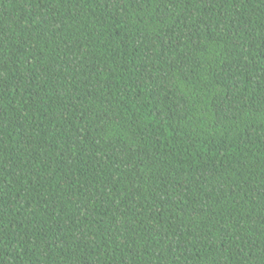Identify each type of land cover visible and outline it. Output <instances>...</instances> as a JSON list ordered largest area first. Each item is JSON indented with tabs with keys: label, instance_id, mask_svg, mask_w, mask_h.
Returning a JSON list of instances; mask_svg holds the SVG:
<instances>
[{
	"label": "trees",
	"instance_id": "trees-1",
	"mask_svg": "<svg viewBox=\"0 0 264 264\" xmlns=\"http://www.w3.org/2000/svg\"><path fill=\"white\" fill-rule=\"evenodd\" d=\"M0 264H264V0H0Z\"/></svg>",
	"mask_w": 264,
	"mask_h": 264
}]
</instances>
